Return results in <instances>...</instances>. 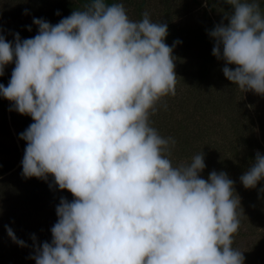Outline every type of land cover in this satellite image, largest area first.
<instances>
[{
    "label": "trees",
    "instance_id": "trees-1",
    "mask_svg": "<svg viewBox=\"0 0 264 264\" xmlns=\"http://www.w3.org/2000/svg\"><path fill=\"white\" fill-rule=\"evenodd\" d=\"M190 1L194 0H187L186 13L190 12ZM239 1H243L241 7ZM222 2L238 10L241 17L253 19L257 30L262 32L258 24L264 0ZM144 3L145 0H0V61L14 60L5 70L0 68V177L22 156L18 165L22 169L20 190L32 186L30 196L24 198L26 202L38 204L41 196L46 201L52 191L49 186H55L59 193L51 212L52 226L60 228L66 246L78 240L91 250L104 246V228L94 226L100 223L107 228L105 221L95 220L83 207L92 193L95 196L99 190L100 194L105 190L92 188L91 192L86 186L84 175L95 167L108 171L105 176L111 183L110 194L116 193L121 203L130 202V206L125 204L129 211L134 205L145 213L132 217L131 224L129 213L120 211L123 215L109 225L119 228V234L116 229L113 236L120 239L128 233L124 228H140L141 234H135V244L126 250L119 248V253L133 262L155 264L154 258L149 260L138 250V241L145 233L142 228H151L148 233L151 245L154 241L161 243L166 237V244L176 249L183 244L191 249L196 247L211 259L196 261L198 255L191 252L193 257L189 260L178 261L183 264H241L236 256H229V251L246 235L257 250L256 264H264V175L261 172L264 156L243 152L245 145L250 146V138L245 134L248 128L232 112L230 95L216 88L220 86L211 85L213 82L222 85L218 81L222 80L215 78L216 63L211 55L181 64V81L192 83L185 88L186 93L181 92L182 86L176 81L159 93L155 81L166 79L169 72L159 69L154 58L138 53L137 59L130 61L120 73V84L125 85L120 91L124 100L130 101L127 102L130 105L126 104L129 111L120 118L107 115L106 105H101L97 98L94 81L103 74L91 71L90 66L94 64V68L101 70L102 60H109L108 54L113 53L110 42L103 36L110 35L112 26H115L113 33L119 35L121 30L115 24V16L123 5L135 4L140 11ZM50 14L57 27L54 45L45 54L46 58L37 59L39 37ZM188 17L175 22V18L170 19L169 37L162 29L147 25L141 29V38L132 41L135 48L140 41L151 49L171 44L174 49L170 58H179L178 63L183 59L178 50L194 42L201 43L212 54L217 47L225 49V45L219 44L224 41L211 22L204 19L203 28L198 27L193 34ZM87 26L89 31H97L94 38L88 30L79 33L81 27ZM121 34L132 36L124 31ZM178 35L180 38L175 41ZM116 58L117 55L111 61ZM161 60L164 61V55ZM86 61L88 64L83 69L80 63ZM247 66L256 67L252 63ZM133 71L144 80L143 87L135 94L132 89L138 88V84L131 87L128 77ZM148 90L152 91L150 95ZM157 92L160 98L155 99ZM244 111L241 108L242 115ZM252 121L264 137V114ZM217 139L220 149L215 148ZM129 181L132 189L126 190ZM25 182L28 184L23 188ZM141 192L144 195L140 196ZM235 199H239L240 205L231 213ZM149 202L151 214L143 210ZM216 210L221 211L216 221L226 219L223 212L231 214V218L236 211V217L241 215V211L249 228L237 224L239 228H230L229 232H213L211 218ZM170 221L179 223L172 233L165 228H170ZM112 246L113 253H118V247L113 243ZM167 258L175 261L171 256Z\"/></svg>",
    "mask_w": 264,
    "mask_h": 264
},
{
    "label": "rangeland",
    "instance_id": "rangeland-1",
    "mask_svg": "<svg viewBox=\"0 0 264 264\" xmlns=\"http://www.w3.org/2000/svg\"><path fill=\"white\" fill-rule=\"evenodd\" d=\"M186 2L187 0H145L140 11V8H137L135 4H129V6L123 5L121 7L122 10L115 16V24L118 25L119 30L127 32V34L131 33L132 36L122 37L121 31H119V35L114 34L115 26L110 28V35L103 36L105 41L110 42L113 53L108 54L107 58L109 60H102L103 67L101 70H98V67L94 68V64L90 66L91 71L103 74L102 77H97V80L94 81V88L97 87L98 89L97 98L100 100L101 105H106L107 115L113 114L120 118L129 111L126 104H129L127 102L130 101L124 100L120 91L125 86L120 84V73L122 70H125L126 66L131 64L130 61L137 59L138 53H140V56H148L151 60L154 58L156 64H159V69H165L169 72L166 79L160 82L159 80L155 81V86L160 88L158 90L159 93H163L166 90H163L165 86H173V81H176L178 86H182V93H186L187 90L185 88L192 83H189L188 80L181 81V72H179L182 68L181 64H185L190 59L193 61L198 57H202V55L207 56L209 54L212 61L216 63L213 67L215 78L218 80V76L222 80H218L222 85H218L217 82H213L211 85L214 88L220 86L216 88L224 91L226 95H230L232 112L240 117L247 126L246 128H248L245 134L250 138V146L245 145L243 152H253L263 158L264 137L256 122L252 120H259L264 114V10L261 11L259 17L261 21L258 25L262 28V32H260L256 28L257 22L249 17H241L239 11L230 7L231 5L227 2H222V0L190 1L188 5L191 7L189 13L184 12ZM239 2V7H241L240 4L243 1ZM174 10L175 13L172 12ZM187 16H189L188 19L192 22L193 34L198 27L200 29L203 28L204 25L202 23L204 19L211 22L213 28L216 29V32L224 41L223 44H219L225 45V49L217 47L215 54H212L201 43L196 45V42H194L192 46L178 50L177 54L180 53L183 58L181 63H178L180 61L179 58H170V52L174 49V46L171 47V44H168L167 47L151 49L144 42L140 41L135 48V44L132 41L135 40V37H137V40L141 38L143 34V30L141 29L147 25L151 28L162 29V33L169 37V35H172L170 19L175 18L173 19V22H175L183 20ZM52 17L53 15L51 14L48 16L47 24L40 34L35 52V58L37 59L46 58L45 54L52 51L54 45L53 38L57 30L56 22L52 20ZM92 24L91 22L89 26ZM89 26L81 27L78 30L79 33L84 30L89 31ZM200 29L198 32H200ZM96 32L95 29L89 31L93 38L96 36ZM179 38L180 36L178 35L175 41ZM176 44L177 46L180 45L179 42ZM226 44H229L228 48H226ZM115 55H117V58L111 61ZM163 55L164 61L162 62L161 56ZM244 57H248L249 60L246 59L247 61H245ZM242 60L245 63H242ZM13 61H0V68L5 70ZM109 62H112V64L108 65ZM247 63H252L256 67L251 69V67L247 66ZM87 64L88 62L86 61L82 64L80 63V66L84 69ZM128 77L131 78L129 80L131 87L138 84V88L132 89V91L134 90L133 93L138 92V89L143 87L144 80L138 77V73L134 71ZM148 88L149 85L148 87H144L145 90ZM158 92L155 99L160 98ZM150 93L152 91H149L148 95ZM237 103L238 105H236ZM241 108H243V111L245 110L243 115ZM215 142V148H218L220 140L217 139ZM21 157H19L18 162L13 168L0 177V264H137V262H133L132 258L119 253V248L126 250L135 244V234H141L139 232L140 228H124L128 233L123 239H120L119 236L117 238L113 236L114 230H118L119 228H110L109 225L115 224L117 217L123 215L120 211H127L129 213V216L125 214L124 216H128L129 223L131 224L133 223L132 217L138 218L140 215H145V213L134 205L129 211L127 206H130V202L125 203L127 204L126 206L124 203H121L116 193L110 194L112 191L110 189L111 183L106 177L108 171L91 167L84 175L87 181L86 186L91 188V192L92 188L105 189L101 194V190H99V194L95 196L92 193L90 198L87 197L85 199L86 203L83 205L87 209L86 213L95 217V220L98 221L102 218L105 221L107 228L100 223L94 226V228H104L102 235L105 240L103 242L104 246H101L100 249H87L88 246H85L84 243L82 244L81 240L66 246L64 239L60 236V228L52 226L51 212L54 209V201L59 192L54 188L55 186H49V190L51 191L52 188V191L49 193L50 197L46 201L43 200L44 196H41L38 199V204L33 203L31 200L26 202L24 198L30 196L29 192L32 186H29L27 190H20L19 182L22 181V169L18 168V165ZM261 172L264 175V163L262 164ZM247 174L249 177L250 173L247 172ZM101 176H105L104 179H101ZM56 181H59V179H56ZM27 184L28 182H25L23 188ZM33 186L35 187L36 184ZM41 187L43 188V185ZM125 187L126 190H131L132 183L129 181ZM142 195H144L143 192L140 193V196ZM201 199L204 200V197ZM233 203L234 206L230 210L231 213L234 211V208L240 205L239 199H235ZM151 207L152 204L149 202L143 206V210H147L146 213L151 214ZM235 213L237 211L230 218L231 214L223 212L222 214L226 216V219L222 218L220 221H216V217L221 216V211L216 210L213 213L215 215L211 218V225L214 227L211 228L213 232L217 231L223 234L222 230H228L229 232L230 228H239L237 224H242V228H249V223L246 224L247 221L245 222L241 216L242 212L240 211L241 215H238V217H236L237 214ZM242 218L243 222H241ZM180 219L182 220V218ZM175 225H179V223L174 224L170 221V228L166 226L165 228L171 232L176 229L173 228ZM150 229L142 228V232L144 230L145 233L144 238L142 235L143 239L141 238L138 241V250L140 253L142 252L141 254H145L149 260L154 258L155 264H183L178 261H181V259L183 261L189 260L193 257L194 253L198 255V257H195V259L197 258L196 261L211 260L207 259L209 256L206 253L197 251L196 247L191 249L183 244L176 249L174 246L166 244L168 240L166 237L162 238L164 241L161 243L154 241L151 245V239L149 240L150 236H148ZM119 232L118 230L117 235ZM242 239L238 240L239 244L231 248L229 256H236L240 259L241 264H256L258 254H256L257 250L253 249L254 242L250 243L251 237L247 235L242 237ZM112 243L118 247V253H113L111 248L113 247ZM191 252H194L193 255H191ZM168 256L173 257L175 261H170L167 258Z\"/></svg>",
    "mask_w": 264,
    "mask_h": 264
}]
</instances>
